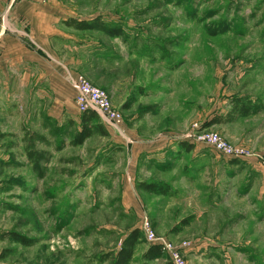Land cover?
Masks as SVG:
<instances>
[{"label": "rangeland", "instance_id": "1", "mask_svg": "<svg viewBox=\"0 0 264 264\" xmlns=\"http://www.w3.org/2000/svg\"><path fill=\"white\" fill-rule=\"evenodd\" d=\"M63 4L82 15L116 14L104 23L119 35L83 31L105 43L114 58L84 64L87 71L76 72L71 82L74 88L82 75L104 89L122 123L104 121L109 126L106 135L97 129L82 145L57 146V154L44 144L28 145L33 169L24 165L0 171V264H115L116 252L145 219L157 237L177 250L185 243L192 247L197 237L224 233L229 242L243 247L247 257L239 264H264V218L229 208L226 157L204 143H194L200 161H194L193 154L184 155L164 171L150 168L146 154L134 159L138 144L182 140L199 127L264 154L263 146L236 144L229 137L248 136L240 129L248 130L264 118L250 114L234 125L211 124L226 116L229 101L238 95L257 97L256 105L263 107L264 0H63ZM73 122L76 133L81 122ZM12 134L1 137L4 143L16 144L10 154L17 162L23 147ZM119 137L121 142H115ZM35 150L42 151L40 159L31 157ZM198 168L204 172L194 182L202 190L183 200L181 195L142 189L143 183L180 187L181 171ZM218 191L222 203L210 205L208 196ZM179 197L173 204L172 199ZM11 231L31 243L12 240ZM138 241L137 249L150 245L142 231Z\"/></svg>", "mask_w": 264, "mask_h": 264}, {"label": "crops", "instance_id": "2", "mask_svg": "<svg viewBox=\"0 0 264 264\" xmlns=\"http://www.w3.org/2000/svg\"><path fill=\"white\" fill-rule=\"evenodd\" d=\"M115 18L116 14L107 15L104 12L79 14L68 9L63 0H0V171L18 169L24 165L33 169L27 156L28 145H47L50 153L54 154H57L59 145L65 149L73 146V120L80 123L81 118L71 79L76 72L87 71L85 65L107 63L114 55L108 53L105 43L85 34V30L75 28L71 21L93 22L99 19L106 22V19L110 21ZM236 97L259 106L256 105L259 102L255 101L257 97ZM236 97L231 98L229 111L222 116L224 119L229 117V125L250 116L234 110L233 99ZM261 107L253 116L264 118V104ZM261 123H264V119L248 130L240 129L247 131L248 136L230 133L229 137L236 144L263 146L264 151V140L260 141V137L264 139V126ZM104 125L109 127L105 122ZM9 130L14 131L18 145L23 147L21 160L17 162L10 154L16 144L4 143V136L1 137L4 134L9 137L12 134ZM115 142L120 143L121 138ZM141 154H146L148 166L158 171L170 169L184 155L193 154L194 161H200L202 157L194 143L173 138L138 144L134 159H139ZM225 159L229 161V208L245 209L257 216L258 220L263 219L264 167L254 159ZM203 172L202 168L190 170L189 173L182 170L181 186L171 184L166 196L181 195L183 200L186 194L202 190L194 180L199 179ZM184 181L189 183L187 187ZM2 185L0 183V187ZM179 199H172L173 204ZM207 200L213 206L222 203L219 191L212 197L208 196ZM226 231H229V224ZM138 245L128 264H171L163 252L153 256V252H150L153 246L144 248L140 245L137 249ZM141 246L143 249H140ZM242 249L241 244L229 242V235L220 233L216 237H197L184 254L188 264H239L243 257H247Z\"/></svg>", "mask_w": 264, "mask_h": 264}, {"label": "built area", "instance_id": "3", "mask_svg": "<svg viewBox=\"0 0 264 264\" xmlns=\"http://www.w3.org/2000/svg\"><path fill=\"white\" fill-rule=\"evenodd\" d=\"M44 2L50 0H42ZM76 91L75 103L81 113L95 111L105 122L113 126L122 123V115L113 109L108 93L101 88L94 87L84 76L78 75L74 82ZM204 130V129H203ZM201 127L183 135L182 140L191 143H204L214 149L220 155L233 160L254 159L259 165L264 167V154L250 151L246 148L230 144L219 134L208 133ZM145 238L149 241L150 246L159 247L169 257L172 264H186L184 251L190 246L185 243L180 249H176L168 240L159 238L153 232L148 220H144L140 226Z\"/></svg>", "mask_w": 264, "mask_h": 264}, {"label": "trees", "instance_id": "4", "mask_svg": "<svg viewBox=\"0 0 264 264\" xmlns=\"http://www.w3.org/2000/svg\"><path fill=\"white\" fill-rule=\"evenodd\" d=\"M71 23L74 25L75 28L81 29V30H99L102 32H105L109 36H117L120 34V32L114 31L109 25H106V23L100 21L99 19L93 22H77L72 20ZM233 108L241 115H250L255 114L260 110L259 106H254L252 101L241 99V98H234L233 99ZM102 117L95 111H89L86 113H82L81 116V129L77 130L76 133L73 131V145H82L84 142H86L87 139H89L94 132L99 129L102 134L106 135V127L104 125V120L101 119ZM225 123L229 122V117L227 119L224 118H215L211 124L214 123ZM104 126V127H102ZM190 146H193V144H189ZM31 154V157L35 155V158L40 159L43 153L42 151L35 150ZM142 189L147 190L149 192L158 193V194H166V191L168 189V185L166 184H152V183H143ZM183 223L185 221L183 220ZM140 229L135 228L132 230L130 236L125 240L123 247L118 252V258L116 260L115 264H128L132 258L133 254L136 248V245L138 244V237L140 234ZM10 237L12 240L20 242L25 245H29L31 241L28 240L25 236L19 234L16 231H11ZM155 250V251H154ZM150 252H153V256L160 255L162 250L159 247H152Z\"/></svg>", "mask_w": 264, "mask_h": 264}]
</instances>
